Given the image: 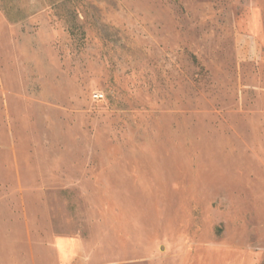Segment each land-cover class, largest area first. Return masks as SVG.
<instances>
[{"label": "rangeland", "instance_id": "374dc122", "mask_svg": "<svg viewBox=\"0 0 264 264\" xmlns=\"http://www.w3.org/2000/svg\"><path fill=\"white\" fill-rule=\"evenodd\" d=\"M60 237L264 264V0H0V264Z\"/></svg>", "mask_w": 264, "mask_h": 264}, {"label": "crops", "instance_id": "0c3cea01", "mask_svg": "<svg viewBox=\"0 0 264 264\" xmlns=\"http://www.w3.org/2000/svg\"><path fill=\"white\" fill-rule=\"evenodd\" d=\"M78 237H60V246L63 247L64 249V258H63V263L65 264H87V257L81 253L79 246H77V240ZM73 250L74 253L72 255L69 254V252ZM248 257L249 263L251 264V257L250 256H245V260Z\"/></svg>", "mask_w": 264, "mask_h": 264}]
</instances>
